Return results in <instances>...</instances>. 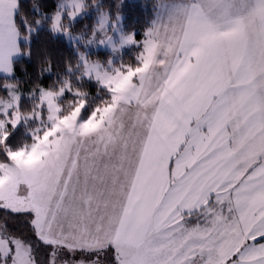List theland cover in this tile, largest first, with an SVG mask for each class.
Here are the masks:
<instances>
[{
	"label": "snow or ice",
	"instance_id": "6c2138e0",
	"mask_svg": "<svg viewBox=\"0 0 264 264\" xmlns=\"http://www.w3.org/2000/svg\"><path fill=\"white\" fill-rule=\"evenodd\" d=\"M72 5L75 18L84 3ZM19 8V0H0V67L21 50ZM177 15L179 35L157 26L142 42L128 37L143 49L138 66L109 73L81 57L85 75L111 93L87 118L86 101L68 113L57 102L65 90L84 95L70 83L58 92L40 87L37 109L46 107L51 126L13 148L25 119L20 94L0 101V209L4 220L23 216L36 237L0 222V264H38L41 244L47 264H58L61 251L82 254L62 264H101L109 254L110 264H264V0H191ZM51 25L64 31L60 12ZM120 102L136 107L127 125ZM93 135L90 152L78 138ZM42 149L44 159L28 163ZM194 214L204 222L189 223Z\"/></svg>",
	"mask_w": 264,
	"mask_h": 264
},
{
	"label": "trees",
	"instance_id": "16d2710c",
	"mask_svg": "<svg viewBox=\"0 0 264 264\" xmlns=\"http://www.w3.org/2000/svg\"><path fill=\"white\" fill-rule=\"evenodd\" d=\"M59 1L19 0L20 8L17 11L16 18L21 26L22 35L19 39L22 56L19 60L13 62L10 76L0 77V101L10 98V86L14 85L15 90L21 93L20 110L25 114V119L22 120L10 137L9 142L13 148L30 145L33 142V133L39 129L38 134L42 135L44 132L42 125L46 124L49 127L51 124L47 119L46 107L37 109V104L40 101V87L58 92L66 83H70L73 90L79 89L84 94L83 96L78 97L74 94V91L65 90L62 96L57 97V102L62 107L63 112L68 113L71 111V106L76 105L79 100L86 101L85 109L82 112L83 118L91 115L96 107L111 103V93L107 89L101 87L95 81L81 77L79 58L80 53L84 50L83 42L85 44L86 39L93 32L96 22V16L93 17V14L99 15L102 11H109L112 19H115V15L120 11V14L124 17L123 29L125 33L134 32L137 41L142 42L147 30L153 29L155 25L160 4V0H133L125 2L122 6H117L115 0H86L89 3L85 7L88 14L76 20L70 27L67 23H64L65 27H69L70 33L79 36L74 43L72 40L66 39L67 34L55 35L50 29L53 17L58 10ZM93 1L97 3L93 5ZM21 13L27 17L28 22L31 24V32L26 31L25 22L20 19ZM37 21L40 22L37 23ZM25 35L29 38L25 39ZM26 49H30L28 54L25 53ZM138 50L140 48L134 53L127 52L120 58V62L117 63L121 70L138 66L140 63L136 59ZM88 56L93 60L96 58L103 60L109 58L111 53L100 51L93 52V55L89 53ZM49 62L51 63L50 70L45 71V68L49 67ZM38 97L39 100H37ZM37 110L41 113L45 111L44 116L38 118V121L41 120L42 123L36 121V117H33L29 122V114ZM1 116L2 114H0ZM4 157L5 154L0 149V159ZM0 222L6 224L4 226L10 232L23 235L28 240H36L23 216L17 215L15 219L4 220V210L0 209ZM48 253L49 248L43 244L37 248L38 264H47ZM79 256H82V254L80 253ZM85 257L86 260L93 259L92 255ZM105 261L102 260L101 264H104Z\"/></svg>",
	"mask_w": 264,
	"mask_h": 264
},
{
	"label": "rangeland",
	"instance_id": "374dc122",
	"mask_svg": "<svg viewBox=\"0 0 264 264\" xmlns=\"http://www.w3.org/2000/svg\"><path fill=\"white\" fill-rule=\"evenodd\" d=\"M128 1H133V0H115L116 5L117 6H122L125 2ZM135 1V0H134ZM165 1V0H163ZM84 3V9L75 17L72 18L68 15V13L70 11L73 10V5H72V0H60L59 4H58V10L57 12H60L62 14L63 17V23H67V25L70 27L72 23H75L76 20L82 18L83 16H85L86 14H88V12L86 11L85 7L86 5H88L89 3L86 0H83ZM97 2L93 1V5H95ZM119 9L121 7H118ZM173 6L169 5L167 6L166 11L163 14V20L164 23L162 24V26H160V30L161 32H163L164 30V26H167L169 28V30L176 28V21L174 18H172L171 16H173L174 14H177V12H174V10L172 9ZM96 16V22L93 28V32L90 35L89 38L86 39L85 44L83 42V46H84V50L80 53V58H79V65L81 67V77L83 79L86 80H91V81H95L96 83H98L101 87L107 89L100 81H98L95 78V75L93 74L91 77L85 75V65H84V60L81 59V57L83 56L85 59L89 60L90 63L93 64H99L101 67L102 71H107L109 73H115L116 69L119 68V64L117 62H120V58L127 52H131L134 53L135 51H137V49L140 48V50H138V55L137 58L138 59L142 53H143V49L142 47L138 44V43H126L127 39L129 36H134L135 40L137 41L136 35L135 33H125L124 29H123V20L124 17L123 15L120 14V11L117 12V14L115 15V19H112L109 11H102L99 15H94L93 17ZM107 17V23L105 24V27L103 30L99 29V25H101V23L103 22V18ZM54 18V17H53ZM182 19L180 20V27L183 24V17H181ZM67 19V21H66ZM166 23V24H165ZM158 26V24L155 26V28ZM69 27H66L68 29V31H63V32H57L54 31L52 26H51V30L54 32V34H67L66 35V39L72 40V42H76L78 40V35L76 34H72L69 32ZM93 33H95V37H93ZM171 34V33H169ZM179 35V33H178ZM107 36H110V40L107 39ZM146 37V34H145ZM105 39V43H101L100 41ZM68 40V41H69ZM100 51H105V52H110L111 56L109 58H105V59H98L96 58L95 60L91 59V57L88 56L89 53L93 52H100ZM166 52L167 49L162 47L160 50V59H164L166 61L167 57H166ZM169 55H171L169 53ZM172 57V55H171ZM172 60V59H171ZM139 61V59H138ZM140 62V61H139ZM171 62V61H170ZM167 62V63H170ZM152 74H153V80L154 81H158L159 79H161L162 77V69L160 68L159 65H154L151 68ZM108 90V89H107ZM17 92L20 94V98H21V93L16 91L14 87L10 88V92ZM111 95V94H110ZM11 100V96L9 99L5 100L8 101ZM37 100H39V97L37 98ZM40 102V101H39ZM38 102V104H39ZM75 106V105H74ZM73 105L71 106V110L74 107ZM0 107H2V105H0ZM61 107V106H60ZM62 108V107H61ZM85 109V108H84ZM83 109V111H84ZM39 111V110H37ZM47 111V109H46ZM82 111V112H83ZM136 111V107L133 105H129L123 102H120L118 104L117 107V112L118 113H122L121 115V122L125 123V125H127L129 123V117L132 116ZM45 111H43L41 113V116H44ZM83 114V113H82ZM40 116V117H41ZM39 117V118H40ZM2 118V116L0 117ZM29 122H31V120L33 119V117H29ZM83 118V115H82ZM36 121H38V118H36ZM39 123H42L41 120L38 121ZM19 126V125H18ZM17 126V127H18ZM51 126V124L49 125V127ZM119 127V122L113 126V132L115 133V130ZM43 130L45 131L48 126L42 125ZM41 130V129H40ZM79 142H82L84 148H87L90 152L93 151L96 147H97V141H98V137L93 135V136H88V137H79L78 138ZM82 156H83V152H82ZM44 159L43 156V149L41 151H38L32 158L30 161H28V163H37L41 160ZM131 159H135L134 156L131 157ZM83 164V160L81 162ZM7 183V180L4 178H0V190H2L5 186V184ZM6 225V224H4ZM80 253H77L76 255H72L70 253H68L67 251H61L59 253V263H62L65 260L68 261H79L81 259V256H79ZM69 257V258H68ZM86 257L84 256V259ZM94 258V257H93ZM87 259V258H86ZM85 259V260H86ZM101 261L102 260H108L111 262V255H107L105 257H101L100 258ZM58 263V264H59Z\"/></svg>",
	"mask_w": 264,
	"mask_h": 264
},
{
	"label": "crops",
	"instance_id": "0c3cea01",
	"mask_svg": "<svg viewBox=\"0 0 264 264\" xmlns=\"http://www.w3.org/2000/svg\"><path fill=\"white\" fill-rule=\"evenodd\" d=\"M190 2H191V0H165V1L160 0L158 14H157V19H156V22H155V25H154L153 29L155 28V26L157 24H158V26H162V24L164 23L163 14L166 11L167 6L172 5L173 6L172 9L174 10V12H177L178 9L188 6L190 4ZM180 17H182V16H180ZM180 22L181 21H179V23ZM18 46L21 49L20 39L19 38H18ZM21 56H22L21 50L19 52L13 53L10 56V58H9V62L6 65H4L3 67H0V77H8V76H10L12 74V64H13V62L16 61V60H19L21 58ZM148 110L149 111L151 110V106H149ZM197 222L203 223L204 222V218L202 216H200L199 214H194V216L191 218L189 223L195 224Z\"/></svg>",
	"mask_w": 264,
	"mask_h": 264
},
{
	"label": "clouds",
	"instance_id": "9594fccd",
	"mask_svg": "<svg viewBox=\"0 0 264 264\" xmlns=\"http://www.w3.org/2000/svg\"><path fill=\"white\" fill-rule=\"evenodd\" d=\"M172 18H174L176 21H177V23H176V28H177V35H178V33H179V29H180V23H179V21L182 19L179 15H177V14H174L173 16H171ZM40 21H37V23H39ZM53 28V27H52ZM54 30V29H53ZM63 30L64 31H68V29L65 27V25L63 26ZM55 31V30H54ZM30 52V49H26L25 50V53L26 54H28ZM166 57H167V59H166V62H170L171 61V59H172V57H171V55H169V54H167L166 53ZM50 65H51V63L49 62V68H50ZM13 87H15L14 85H13Z\"/></svg>",
	"mask_w": 264,
	"mask_h": 264
}]
</instances>
